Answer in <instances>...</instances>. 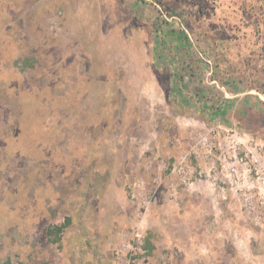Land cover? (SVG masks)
Listing matches in <instances>:
<instances>
[{
  "label": "rangeland",
  "instance_id": "1",
  "mask_svg": "<svg viewBox=\"0 0 264 264\" xmlns=\"http://www.w3.org/2000/svg\"><path fill=\"white\" fill-rule=\"evenodd\" d=\"M177 227L264 264V0H0V264H179Z\"/></svg>",
  "mask_w": 264,
  "mask_h": 264
},
{
  "label": "crops",
  "instance_id": "2",
  "mask_svg": "<svg viewBox=\"0 0 264 264\" xmlns=\"http://www.w3.org/2000/svg\"><path fill=\"white\" fill-rule=\"evenodd\" d=\"M180 201H181V199H180ZM196 215H197L196 218L199 220L201 218V216H200L201 214L198 212ZM178 216L179 215H177V217H176L177 219L180 218ZM166 222L168 223V220H166ZM165 229L168 231H171L172 228L167 226V227H165ZM174 232L175 233H173V235H174L175 241L173 242V244L171 243V245H169L165 248H169L170 255H171V253H174L177 257V260L181 259L179 261L180 262L179 264H213V263H215V261L213 259H210V257L208 255H206V252L210 253L212 251L211 248H213V247L209 244L208 245H200L196 242L197 237L200 234V230H195V231L191 232L190 235L195 236L196 241L193 239V241H191V243H188V244H184L181 239H180V241L178 240L179 237H181V235H182L181 229L179 227L175 228ZM167 236L169 237L172 235L167 234ZM171 240H172V238H170V241ZM246 248H247V245L244 244L243 250L245 249V251H246ZM205 257L207 259H205ZM173 261L174 260H172V255H171V257L166 259L165 263L160 262V264H172V263H174ZM147 264H152V263L148 260Z\"/></svg>",
  "mask_w": 264,
  "mask_h": 264
},
{
  "label": "built area",
  "instance_id": "3",
  "mask_svg": "<svg viewBox=\"0 0 264 264\" xmlns=\"http://www.w3.org/2000/svg\"><path fill=\"white\" fill-rule=\"evenodd\" d=\"M242 139L243 138H241L240 139V143L242 144V146H243V141H242ZM245 143H247L248 144V146L247 147H249V148H247V151H248V153L249 154H251V156L253 157L254 156V151L256 150V147H257V143H256V140L254 139V138H245ZM256 146V147H255ZM258 149H260L259 147H257ZM181 170H182V172L185 170V167H184V165H181V166H178ZM258 168L261 170L262 169V167L260 166V165H258ZM187 171H190V170H187ZM191 172L193 173L194 171H192L191 170ZM200 175V174H199ZM189 178V177H188ZM196 180V179H195ZM197 180H199V179H197ZM180 183L181 184H184V185H186V184H188L187 183V180L185 179V178H181V181H180ZM232 183H237V182H235V181H232ZM134 238H135V240L137 241V250L139 251V253H142L143 251H142V249L140 248L141 247V241H140V239H139V235L137 234V233H135L134 234ZM134 250H136V249H134ZM161 260L164 262L165 261V257L162 255L161 256Z\"/></svg>",
  "mask_w": 264,
  "mask_h": 264
}]
</instances>
